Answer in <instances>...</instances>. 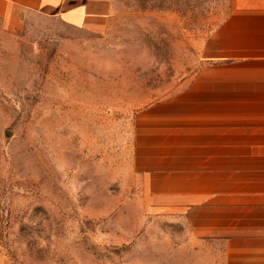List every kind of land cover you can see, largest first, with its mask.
I'll use <instances>...</instances> for the list:
<instances>
[{
    "label": "rangeland",
    "instance_id": "obj_1",
    "mask_svg": "<svg viewBox=\"0 0 264 264\" xmlns=\"http://www.w3.org/2000/svg\"><path fill=\"white\" fill-rule=\"evenodd\" d=\"M105 27L0 20V264H222L144 189L140 119L204 67L230 0H107Z\"/></svg>",
    "mask_w": 264,
    "mask_h": 264
},
{
    "label": "crops",
    "instance_id": "obj_2",
    "mask_svg": "<svg viewBox=\"0 0 264 264\" xmlns=\"http://www.w3.org/2000/svg\"><path fill=\"white\" fill-rule=\"evenodd\" d=\"M106 1L0 0V20L14 30L37 14L99 31ZM203 49L190 86L140 119L137 171L194 237L221 245L222 264H264V0H230Z\"/></svg>",
    "mask_w": 264,
    "mask_h": 264
}]
</instances>
